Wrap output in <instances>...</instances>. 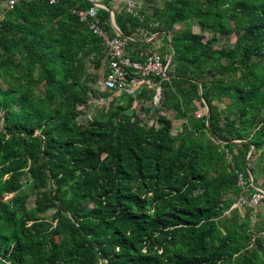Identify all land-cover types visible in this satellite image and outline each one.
<instances>
[{"label":"trees","instance_id":"1","mask_svg":"<svg viewBox=\"0 0 264 264\" xmlns=\"http://www.w3.org/2000/svg\"><path fill=\"white\" fill-rule=\"evenodd\" d=\"M140 2L134 15L103 0L97 18L135 60L151 48L142 32L168 41L160 105L152 97L159 126L127 110L153 88L122 92L88 124L77 121L95 89L88 64L106 67L102 40L72 12L90 0H21L5 10L0 264H264V227L250 233L226 198L264 153V0H159L151 12ZM230 34L232 45H215ZM197 101L208 106L201 116ZM171 109L186 121L176 133L163 113ZM255 187L253 178L246 198Z\"/></svg>","mask_w":264,"mask_h":264},{"label":"built area","instance_id":"2","mask_svg":"<svg viewBox=\"0 0 264 264\" xmlns=\"http://www.w3.org/2000/svg\"><path fill=\"white\" fill-rule=\"evenodd\" d=\"M21 0H6L5 9L0 12V20L4 16L6 9H11L16 3ZM54 3L56 0H49ZM93 4L88 8H73L79 19L86 22L92 32L97 35L106 49V56L104 63L106 64V72L103 74L102 86L104 89L114 91L116 93L127 92L135 94L142 88H153L155 90L153 99L156 105H160L162 96L161 80L166 78L168 66L171 58L163 57L158 51H151L147 53L145 59H132L127 50L126 42L118 35L111 36L106 27L100 23L97 18L99 8H107L103 0H90ZM117 4L125 6V8L133 13L139 15L137 11V4L135 0H115ZM108 9V8H107ZM141 17V16H140ZM114 14L110 10V25L114 31L119 32L114 26ZM115 22V19H114ZM116 24V23H115ZM158 23L151 22V28L157 26ZM157 33L152 34L148 40H152ZM167 59V62H164ZM159 77V81L155 82L154 78ZM165 110L163 113L165 114ZM229 161H233V156L227 152ZM253 184V177L244 178L239 174L238 187L243 193H247V185ZM256 192L250 198H240L241 204H246L253 209H256L261 201H264V190L260 187H255Z\"/></svg>","mask_w":264,"mask_h":264},{"label":"rangeland","instance_id":"3","mask_svg":"<svg viewBox=\"0 0 264 264\" xmlns=\"http://www.w3.org/2000/svg\"><path fill=\"white\" fill-rule=\"evenodd\" d=\"M137 1V0H135ZM143 2V3H142ZM140 2L142 6H144V3L147 4V10L148 12H151L153 8L159 4V0H143ZM139 4V5H140ZM193 22L192 30L194 32H199V27L196 23ZM187 22L183 23H177L175 25V28L173 32L180 30L182 28L187 27ZM150 32L144 31L141 33L140 36L147 39V35ZM206 38H211L212 34L210 32H203ZM235 34L225 35L222 37H219L218 40H216L215 45H218L219 43L224 45H232L236 39ZM129 46L132 48L131 44ZM151 48H147L144 50L145 52L150 51H157L160 53L165 54V56L169 59L171 58V49H168L169 44L168 41H166L164 38L159 37L158 40L155 42L150 43ZM157 49V50H156ZM161 49V50H160ZM87 72L90 76V82L89 84L92 86H95V89H93L92 94L90 95L89 103L85 106L80 107L77 110V121L81 124H88L95 116L96 112L102 111L108 108V106L113 102V100L120 95V93H114L110 92L107 94L102 86V78L104 72H106V67L104 66H93L88 64ZM210 75L208 74L207 78H209ZM95 90V91H94ZM154 92V89H146L145 92V98L141 100V98L132 97V99H128L130 101V106L127 108V110L131 112H140V116L143 118H147L150 123H155L157 126L159 124L157 123L158 114L160 111V106L154 107L152 105V94ZM144 100V101H143ZM230 100L228 98H224L222 101H217L215 104L219 105V107L224 106L227 104ZM196 105H198V109L195 111L196 116H201L204 114L207 110V106L204 104L202 106L200 104V101L195 102ZM149 109V111H147ZM145 111V113H144ZM165 115L172 121L173 124V133L179 132L182 127L185 124V120L182 118H179L176 114V111L171 109L169 111L166 110ZM109 151H102L101 155L104 156ZM248 166L252 169V177L256 180V186L260 187L264 190V153L263 154H255L254 157L248 162ZM24 179H27V175L24 176ZM163 182L169 183L170 181L168 179H163ZM29 189V187L27 188ZM239 190H233L230 194L226 195V198L229 200H232L234 202V206L238 208L237 214L239 216V222L245 226V228L250 232L254 233L255 226H258L260 228L264 227V201H261L256 209H253L250 212V215L247 217L244 215L245 209L247 208L246 204H241L240 201V192ZM243 198H246L245 193H242ZM31 204L33 205V198H31ZM52 211L50 210L47 213V217L51 220L52 218ZM229 215V213L226 214V216ZM255 254H258V252H255ZM260 255L264 256V250H260Z\"/></svg>","mask_w":264,"mask_h":264},{"label":"crops","instance_id":"4","mask_svg":"<svg viewBox=\"0 0 264 264\" xmlns=\"http://www.w3.org/2000/svg\"><path fill=\"white\" fill-rule=\"evenodd\" d=\"M140 1V0H139ZM141 1H143V0H141ZM143 3V2H142ZM147 4H145L144 3V8H145V10H147ZM5 7H6V0H0V12H2L4 9H5ZM147 11H149V10H147ZM159 37H162V38H164V36L163 35H160V34H156L154 37H153V39L152 40H148V38L146 39L147 41H151V42H155L156 40H158V38ZM167 38H170L169 36L167 37ZM168 49H170V45H169V47H168ZM157 50V49H156ZM161 50V49H160ZM158 51V50H157ZM173 52V51H172ZM171 52V53H172Z\"/></svg>","mask_w":264,"mask_h":264},{"label":"water","instance_id":"5","mask_svg":"<svg viewBox=\"0 0 264 264\" xmlns=\"http://www.w3.org/2000/svg\"><path fill=\"white\" fill-rule=\"evenodd\" d=\"M113 20V23H114V26L116 27V29L119 31V29H118V27H117V25L115 24V22H114V19H112ZM206 106H207V104H206ZM207 108H208V106H207Z\"/></svg>","mask_w":264,"mask_h":264}]
</instances>
